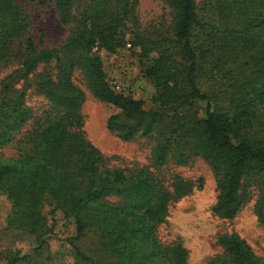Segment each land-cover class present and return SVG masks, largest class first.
<instances>
[{"label":"trees","instance_id":"16d2710c","mask_svg":"<svg viewBox=\"0 0 264 264\" xmlns=\"http://www.w3.org/2000/svg\"><path fill=\"white\" fill-rule=\"evenodd\" d=\"M164 1L173 13L171 34L151 38L133 28L135 0H53L59 22L75 26L60 46L38 49L27 35L30 18L24 9L14 0H0V71L13 66L0 79V146L31 117L24 102L27 87L33 84L48 100L27 140L29 150L0 163V190L12 203L8 223L44 234L42 201L49 196L73 219L76 240L90 236L104 253L103 261L74 243L76 255L88 264H147L146 247L156 263L184 264L187 251L180 244L164 248L155 238L149 220H157L158 212L151 217L135 212L156 200L154 190L142 180L128 182L122 170L104 169L102 154L82 129L83 93L72 78L77 68L96 98L120 110L106 121L109 130H120V138L147 136L160 125L165 141L175 134L191 137L200 156L220 166L216 215L234 217L248 176L260 175L264 192V0H217V12L232 17L220 26L199 18L194 0ZM127 30L131 46L139 48L142 74L155 89L156 108L115 92L94 51L122 48ZM51 61L55 73L42 69L29 81L39 65ZM197 100L206 102L203 117L189 114ZM166 145L156 151L159 162ZM190 188L179 181L174 192ZM108 196L122 197L124 206L107 203ZM218 241L227 258L210 264H264L238 235Z\"/></svg>","mask_w":264,"mask_h":264},{"label":"rangeland","instance_id":"374dc122","mask_svg":"<svg viewBox=\"0 0 264 264\" xmlns=\"http://www.w3.org/2000/svg\"><path fill=\"white\" fill-rule=\"evenodd\" d=\"M14 1L29 16L27 35L34 40L38 49L60 46L75 26L74 22L68 25L59 22L53 0ZM194 1L198 17L203 20L210 19L220 26L222 20L232 18L217 12V0ZM134 9L133 28L151 38L170 36L173 13L164 0H135ZM122 35L126 44L117 51L107 52L97 47H94V51L102 58L107 77L117 76L125 88L132 90L133 98L143 101L144 108H156L157 104L153 101L155 89L142 74L143 61L139 59V48L131 46L132 34L129 30L123 31ZM127 43H130L129 47ZM12 68H2L0 79L8 75ZM42 69L55 73V62L39 65L29 75V81L33 82ZM72 78L74 85L83 93L80 115L84 135L102 154L104 169L122 170L128 182L142 180L141 183L155 191L156 200L135 209V212L148 217H151V213L160 214L157 220L149 222L154 228L155 238L164 248L180 244L187 251L184 264H210L227 258L218 240L236 234L264 262V192L260 175L243 179L242 204L234 217L225 219L216 215L212 208L219 193L217 180L220 166L205 161L193 148L191 137L175 134L168 143L160 136L161 126L158 125L147 136L138 133L131 139H122L120 130H109L106 126L108 117L121 115L120 110L91 93L79 68L74 70ZM22 82L16 83L15 87H21ZM24 102L30 109L31 117L12 133L8 143L0 146V163L10 162L29 150L27 140L37 122L44 117L48 100L33 84L25 89ZM205 108L206 102L197 100L188 113L203 117ZM162 144L167 145L163 149L164 160L159 162L156 151ZM179 181L190 183L191 188L182 194L175 193V183ZM160 196L162 201L159 200ZM105 201L112 206H124L120 196H108ZM11 205L6 193L0 190V264H88L76 255L74 243L87 255L102 256L104 261V253L96 248L92 237L76 240L77 230L73 219L66 217L49 196L42 201L41 212L47 221L44 234L10 225L8 215ZM146 251L147 264H169L163 260L156 263L155 255H151L152 248L146 247Z\"/></svg>","mask_w":264,"mask_h":264},{"label":"built area","instance_id":"2783aa9c","mask_svg":"<svg viewBox=\"0 0 264 264\" xmlns=\"http://www.w3.org/2000/svg\"><path fill=\"white\" fill-rule=\"evenodd\" d=\"M127 46H130V43H127ZM108 81L111 85V87L113 88V90L115 92H119V93H124V94H128L131 95L130 91H132L131 89H127L125 88V86L123 85V83L117 78V76H112L111 78L107 77Z\"/></svg>","mask_w":264,"mask_h":264}]
</instances>
